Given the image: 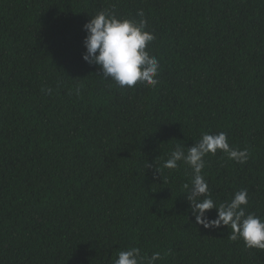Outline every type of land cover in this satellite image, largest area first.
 <instances>
[{"label":"trees","instance_id":"1","mask_svg":"<svg viewBox=\"0 0 264 264\" xmlns=\"http://www.w3.org/2000/svg\"><path fill=\"white\" fill-rule=\"evenodd\" d=\"M141 10L159 84L120 88L83 60V28ZM220 132L250 156L204 158L211 197L247 190L264 220V0H0V264H114L132 247L157 264H264L230 228L197 225L192 170L163 167Z\"/></svg>","mask_w":264,"mask_h":264},{"label":"clouds","instance_id":"2","mask_svg":"<svg viewBox=\"0 0 264 264\" xmlns=\"http://www.w3.org/2000/svg\"><path fill=\"white\" fill-rule=\"evenodd\" d=\"M137 16L141 19H120L110 11H100L91 16L83 28L86 33L83 60L98 66L103 78L112 80L120 88H134L138 83L150 87L159 84L160 61L148 50L155 36L147 30L148 21L143 18L144 12L139 11ZM42 91L51 94V89ZM218 150L238 164L247 163L250 156L248 149L230 147L224 132L215 135L205 133L186 152L185 146L177 145L163 167L174 170L182 162L192 170V179L183 188L188 194L190 211L197 225L209 230L230 228L228 239L242 240L248 249L264 251V220L246 213L249 203L247 190L238 191L226 203H218L211 197L202 170L205 168L204 158L209 154L215 155ZM213 210L216 211L215 219L209 216ZM161 259L160 252L146 257L141 255L140 248L132 247L119 251L114 264H157Z\"/></svg>","mask_w":264,"mask_h":264}]
</instances>
